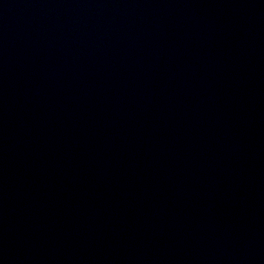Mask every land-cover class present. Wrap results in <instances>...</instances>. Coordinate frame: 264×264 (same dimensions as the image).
Returning <instances> with one entry per match:
<instances>
[{
	"label": "water",
	"instance_id": "95a60500",
	"mask_svg": "<svg viewBox=\"0 0 264 264\" xmlns=\"http://www.w3.org/2000/svg\"><path fill=\"white\" fill-rule=\"evenodd\" d=\"M0 264H264V0H167L0 81Z\"/></svg>",
	"mask_w": 264,
	"mask_h": 264
}]
</instances>
